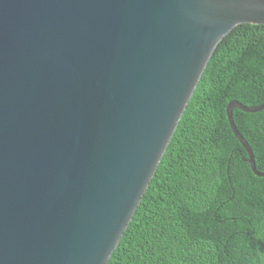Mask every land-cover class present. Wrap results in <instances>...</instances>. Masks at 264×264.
Listing matches in <instances>:
<instances>
[{
  "label": "water",
  "instance_id": "95a60500",
  "mask_svg": "<svg viewBox=\"0 0 264 264\" xmlns=\"http://www.w3.org/2000/svg\"><path fill=\"white\" fill-rule=\"evenodd\" d=\"M264 0H0V264H107L217 44ZM230 128L260 177L232 110Z\"/></svg>",
  "mask_w": 264,
  "mask_h": 264
},
{
  "label": "trees",
  "instance_id": "16d2710c",
  "mask_svg": "<svg viewBox=\"0 0 264 264\" xmlns=\"http://www.w3.org/2000/svg\"><path fill=\"white\" fill-rule=\"evenodd\" d=\"M264 102V24L215 47L131 221L107 264H264V177L226 116ZM264 173V109L232 110Z\"/></svg>",
  "mask_w": 264,
  "mask_h": 264
}]
</instances>
